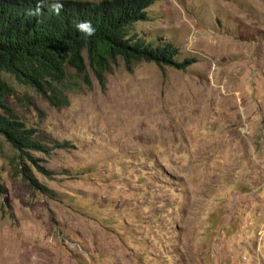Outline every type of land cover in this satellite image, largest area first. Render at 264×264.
I'll list each match as a JSON object with an SVG mask.
<instances>
[{
    "label": "rangeland",
    "instance_id": "rangeland-1",
    "mask_svg": "<svg viewBox=\"0 0 264 264\" xmlns=\"http://www.w3.org/2000/svg\"><path fill=\"white\" fill-rule=\"evenodd\" d=\"M148 10L183 66L86 59L55 104L3 72L49 152L0 136V264H264V0Z\"/></svg>",
    "mask_w": 264,
    "mask_h": 264
},
{
    "label": "trees",
    "instance_id": "trees-1",
    "mask_svg": "<svg viewBox=\"0 0 264 264\" xmlns=\"http://www.w3.org/2000/svg\"><path fill=\"white\" fill-rule=\"evenodd\" d=\"M153 1L65 0L59 14L46 5L39 15H29L37 0H0V136L19 156H30L32 150L49 151L36 129L26 127L5 102L12 87L3 72L55 104L58 97L50 83L64 79L68 65L84 72L86 59L99 79L119 56L126 63L148 60L181 67L184 62L175 60L177 49L170 41L134 29L138 21L149 19ZM80 20L91 21L94 36L76 29Z\"/></svg>",
    "mask_w": 264,
    "mask_h": 264
},
{
    "label": "clouds",
    "instance_id": "clouds-1",
    "mask_svg": "<svg viewBox=\"0 0 264 264\" xmlns=\"http://www.w3.org/2000/svg\"><path fill=\"white\" fill-rule=\"evenodd\" d=\"M65 0H37V5L35 10H30L29 15H39L41 10L47 5L49 9L57 14H59L64 8ZM76 29L85 34L88 37L94 36L96 29L88 20H80L76 22Z\"/></svg>",
    "mask_w": 264,
    "mask_h": 264
}]
</instances>
